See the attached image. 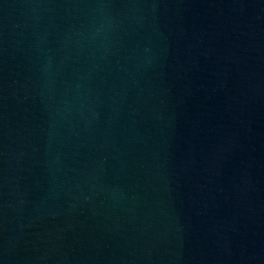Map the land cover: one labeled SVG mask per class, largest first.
I'll list each match as a JSON object with an SVG mask.
<instances>
[{
    "label": "water",
    "instance_id": "water-1",
    "mask_svg": "<svg viewBox=\"0 0 264 264\" xmlns=\"http://www.w3.org/2000/svg\"><path fill=\"white\" fill-rule=\"evenodd\" d=\"M0 264H264V0H0Z\"/></svg>",
    "mask_w": 264,
    "mask_h": 264
}]
</instances>
